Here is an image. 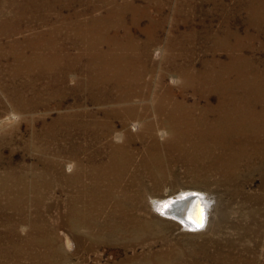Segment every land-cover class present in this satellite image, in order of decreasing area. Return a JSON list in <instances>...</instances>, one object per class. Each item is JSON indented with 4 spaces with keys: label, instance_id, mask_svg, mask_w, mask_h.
Returning <instances> with one entry per match:
<instances>
[{
    "label": "rangeland",
    "instance_id": "1",
    "mask_svg": "<svg viewBox=\"0 0 264 264\" xmlns=\"http://www.w3.org/2000/svg\"><path fill=\"white\" fill-rule=\"evenodd\" d=\"M217 61L263 72L264 0H0V264H264V135L205 128ZM194 192L201 231L154 208Z\"/></svg>",
    "mask_w": 264,
    "mask_h": 264
},
{
    "label": "bare ground",
    "instance_id": "2",
    "mask_svg": "<svg viewBox=\"0 0 264 264\" xmlns=\"http://www.w3.org/2000/svg\"><path fill=\"white\" fill-rule=\"evenodd\" d=\"M209 64L210 65L205 68L203 73L205 83L209 86L211 91L219 92L218 94L220 100H218V104H222V107L219 106V108L225 113H205V118L207 119V122L209 121L210 125L205 121L204 126L211 132L214 131V129H217V133H215L216 136H212L214 142L225 149H233L234 152H232V157H238V155L246 154L247 150H253L259 145L261 137L264 135V113H239L237 102L234 101V99L236 100L241 96L243 86H248L246 88L247 90H250L251 86H255L258 92L264 91L260 89V86H264V70L263 72H258L252 69H241L229 66V64L226 65L218 63V61ZM209 116H214L215 118L210 120L208 119ZM222 141L224 142L222 143ZM242 142L246 145L244 149L240 150L239 145ZM178 196L179 197L176 199L168 197L156 202L154 204V208L158 210V214H161L160 216L165 219H172L173 221L179 223L182 227L191 231H201L203 228H206L210 210L208 209L209 204H207V201L201 193H183ZM193 196H199L201 201L200 204L202 205L203 210H201L198 205H194L193 207H191L192 205H189V201ZM184 200L185 204L191 207L189 221L184 217L187 213L185 210L180 214L182 210V202ZM201 223V228L197 229L196 227H198ZM66 239L64 240L65 243ZM11 247L15 248V246ZM2 252L3 250L1 249L0 255Z\"/></svg>",
    "mask_w": 264,
    "mask_h": 264
},
{
    "label": "water",
    "instance_id": "3",
    "mask_svg": "<svg viewBox=\"0 0 264 264\" xmlns=\"http://www.w3.org/2000/svg\"><path fill=\"white\" fill-rule=\"evenodd\" d=\"M200 198H199V196H193L192 198H191V200L189 201V205H192L191 207H193L194 205H198L200 208H201V210H203V207H202V205L200 204ZM190 206H188V205H186L185 204V200L182 202V210H181V212H180V214L182 213V211H184L185 210V212H187L186 213V215L184 216L186 219H188V221H189V215H190V208H191ZM202 216H203V213H202ZM183 218V217H182ZM181 218V219H182ZM186 221V220H185ZM201 226H202V223L198 226V227H196L197 229H200L201 228Z\"/></svg>",
    "mask_w": 264,
    "mask_h": 264
}]
</instances>
